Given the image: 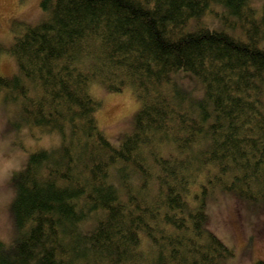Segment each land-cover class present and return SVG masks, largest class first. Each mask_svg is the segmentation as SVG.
Instances as JSON below:
<instances>
[{
  "label": "trees",
  "instance_id": "trees-1",
  "mask_svg": "<svg viewBox=\"0 0 264 264\" xmlns=\"http://www.w3.org/2000/svg\"><path fill=\"white\" fill-rule=\"evenodd\" d=\"M213 3L229 31L202 22ZM39 4L42 18L14 21L12 42L0 44L17 65L0 74V92L24 123L60 134L19 171L20 264H219L233 255L205 206L215 188L264 201V8L257 15L249 0ZM179 72L196 77L197 95L176 83ZM93 82L130 86L138 101L118 143L98 126ZM0 264L16 263L0 255Z\"/></svg>",
  "mask_w": 264,
  "mask_h": 264
},
{
  "label": "rangeland",
  "instance_id": "rangeland-1",
  "mask_svg": "<svg viewBox=\"0 0 264 264\" xmlns=\"http://www.w3.org/2000/svg\"><path fill=\"white\" fill-rule=\"evenodd\" d=\"M249 3L257 15L262 13L264 0H249ZM212 10L202 15V22L229 31L230 27L214 13L225 12L223 6L213 3ZM42 11L39 0H0V44L7 46L12 42L13 28L21 27L14 21L36 23L42 18ZM237 30L235 27L233 31ZM258 45L264 47V37L259 39ZM16 71L14 56L0 52V74L10 75ZM187 74L177 73L176 83L195 96L201 86L196 77ZM90 92L101 101L95 112L98 126L112 143H118L121 135L130 128L138 108L131 87L109 91L102 84L93 82ZM262 94L264 100V89ZM183 104L190 106L186 101ZM59 135L57 130L42 131L24 123L18 105L6 100L0 92V255L10 262L20 264L13 246L21 230L26 228L18 224L14 206L19 171L28 154L38 148L56 145ZM213 192L215 195L207 199L205 206L209 226L233 252L220 259L219 264H253L257 259H264V201L249 200L216 188Z\"/></svg>",
  "mask_w": 264,
  "mask_h": 264
}]
</instances>
